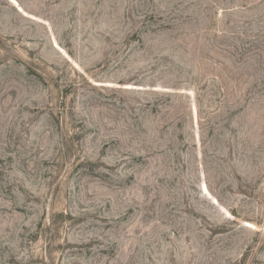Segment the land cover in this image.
<instances>
[{
    "label": "rangeland",
    "instance_id": "1",
    "mask_svg": "<svg viewBox=\"0 0 264 264\" xmlns=\"http://www.w3.org/2000/svg\"><path fill=\"white\" fill-rule=\"evenodd\" d=\"M0 264H264V0H0Z\"/></svg>",
    "mask_w": 264,
    "mask_h": 264
}]
</instances>
